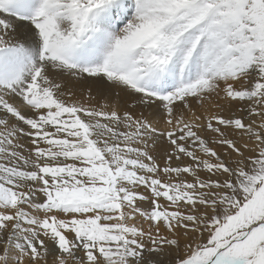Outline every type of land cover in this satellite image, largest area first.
I'll use <instances>...</instances> for the list:
<instances>
[{"label":"snow or ice","instance_id":"snow-or-ice-1","mask_svg":"<svg viewBox=\"0 0 264 264\" xmlns=\"http://www.w3.org/2000/svg\"><path fill=\"white\" fill-rule=\"evenodd\" d=\"M0 264H264V0H0Z\"/></svg>","mask_w":264,"mask_h":264}]
</instances>
